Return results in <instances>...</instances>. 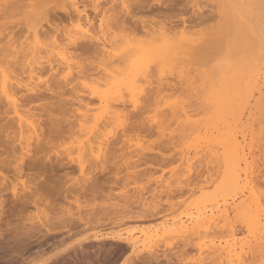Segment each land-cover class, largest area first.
I'll list each match as a JSON object with an SVG mask.
<instances>
[{
  "label": "rangeland",
  "instance_id": "1",
  "mask_svg": "<svg viewBox=\"0 0 264 264\" xmlns=\"http://www.w3.org/2000/svg\"><path fill=\"white\" fill-rule=\"evenodd\" d=\"M101 1L103 2L102 4H105V5L109 3L118 2L117 0H110V1L108 0H87V3L88 4H91L94 2L101 3ZM183 1L182 0H151L147 2V7L149 6L148 9H145L144 12H141V13L139 12L140 14H138V12L134 14V16L138 18L136 19V22H139L138 20H140V22L141 21L145 22L144 24L147 25L145 26L147 27V29L152 28L156 30V32L160 31L159 30L160 24L162 23L169 24V25L171 24V25H174L175 27L176 25H178L179 27H176V28L174 27L175 31L178 33L175 36H170V37H171L172 42L176 45L177 44L180 45V42H183V47L181 48L180 46V49L177 50V52H179L180 54L179 56H177L179 60L178 61L179 67L183 68L184 71H188L189 67H191L193 69V73H198L203 77V79H200L198 81L197 83L198 85L196 86H198L197 88H203L204 84L207 83L210 91L212 92V102L214 100H220V101L223 100L226 102L227 105H230L233 108H237L241 106V103H240L241 94L246 91L247 95H246V98L242 106L243 109L240 112V114L247 113L246 115H241L243 121H245L248 115V111H249L248 108L255 103L254 100L258 97V90L260 89V84L264 83V81L258 80V75H259L258 73L260 71V59H259L260 35H261V27L264 26V21H262L261 19V12L258 7L254 10H245V9H241L239 7H234V6L245 4V3H252V2L259 4L260 0H193L194 1L193 3L191 2V0L189 1L183 0ZM71 2L72 0H68V3H71ZM77 2H81L80 4L84 5V2H86V0H79V1L77 0ZM196 2L198 3L197 9L204 11L208 13L209 15L207 19L205 18L206 20L204 22L198 21L193 12L194 9L191 7V5L195 4ZM39 3H41V0H2L0 2V36L4 33L5 35L3 34L1 37H5V38L2 39L0 37V39H2V41L0 42L7 43L8 40L11 37L13 38L15 35L14 37L15 42H18V44H20L24 40L25 36L28 35L29 21L31 20L33 23L35 22V19L38 14V9H36L34 6ZM159 4H162V6L159 7ZM6 5H8L9 7H7ZM220 5H226L228 7L221 8ZM5 7L7 8L5 9ZM156 8H158V10H156ZM153 9L156 11H154ZM222 12H223V17H222ZM245 14H246V18L244 20H241V16H245ZM89 15L95 17L96 12L94 10L89 9ZM63 16H64V13L62 11H54L51 15V20L54 23H60L59 19L61 18L62 22L66 23L67 19H65L64 18L65 16L64 17ZM185 17H187V20H185ZM124 18L126 17H122V19ZM222 18L228 21L231 26V32L229 34L231 37V49H232L231 57L230 56L225 57L222 54V50H221L223 47L226 48L228 44L227 36L223 39V41L219 37V30L222 27L221 25ZM248 18L250 21L247 22ZM127 20L128 19H126V23H128ZM183 20L185 21V25L188 28H186V26H183L180 23ZM131 22H133L132 19H130V24ZM249 22L258 23L255 29V33L252 31H248L247 30L248 28L246 29L243 26L244 23L246 25L250 24ZM140 24L141 23H139V29L141 30ZM136 25L137 26L134 30L138 28V23ZM97 27H98V21H97ZM184 27H185V31L187 29H190L189 32L191 33L187 31L185 32L183 30ZM44 29H46L45 26H44ZM139 29L136 30L137 32L136 31L134 32L138 33L140 31ZM181 31H183V34L179 33ZM247 31L250 33V35L248 33L250 40L253 42L251 46L249 47H246L245 44L240 39V34L243 32L247 33ZM10 32L13 33V36H12V33ZM140 34L141 35L138 34V36L137 34H134V33L132 35L130 34V36H128L129 38L127 39L129 41V39H133L134 37V40H138V39L142 40L143 33H141L140 31ZM115 36L117 37V33L113 31L111 35L108 37V40H107V42H109L107 43L108 46L113 43L111 41L114 40ZM253 36H257V37L255 38ZM16 38L21 39V40H16ZM14 39H12V43H14L12 48H14L17 44L14 42ZM126 42L127 41L120 40L118 44L121 43V45H124ZM4 45L6 44H3V46ZM109 47L112 49V45H110ZM237 52H238V55H237ZM44 57H46V59L49 58V57L47 58V56H44ZM193 57H195V59L198 60L199 65H200L199 69H197L193 65L192 63ZM9 58L10 60L8 58L3 60V58L0 57V60H1L0 67L2 65L4 66L5 65L4 63L6 62L8 64H11L8 61H12L13 64L9 66L10 67L12 65L14 66H12L10 70L13 69L12 71L14 73L18 71L19 73V74L17 73L18 75L24 73L23 71H22L23 73L20 72L21 67L25 68L23 65H29V62H30L28 60H24L26 61L24 62L23 59L22 60L20 59V62H22L23 65L22 63H19L20 65H17L16 63H14V62H17L16 58L14 59L12 56ZM21 58H24V57L22 56ZM46 59L44 58V59L38 60V62L42 61L41 63L45 65L43 61H46ZM15 64L19 66L18 70ZM54 64H57V63H54ZM30 65L33 66L34 64L30 63ZM176 65H177V62H176ZM223 65H224V68H223ZM6 66L7 64L5 65V67ZM59 66L57 67V69L61 68L63 65H61V67ZM27 69L29 70V67ZM177 71H179V68L177 69ZM37 72L39 71L37 70ZM38 74L39 73H36L37 76ZM40 74H42V77L41 75L40 77L38 76L40 80L43 79L44 77H47L48 75L46 71L44 74L43 73H40ZM210 75L213 77L212 79H209ZM253 76H257L256 83L253 82V79H252ZM237 78H238V81L243 82L242 83L244 85L243 88L241 87V85L236 86L234 84ZM11 79L9 80L10 85H11ZM250 79L252 80L251 86H249L248 84ZM178 80H179V77L177 76L176 81ZM170 81L172 82V84L175 83L171 79ZM168 83H169L168 81H167V84L165 82V85H168ZM165 85H164V89L166 87ZM11 86H9V88ZM46 86H48V84H46ZM46 86L44 87L47 88ZM44 87L41 89L42 91ZM18 88L19 87L17 86L16 89ZM167 88L168 89L164 90L165 94H164V91L160 92L161 97H164V95H166L167 92H169L170 86L168 85ZM37 89L40 90V88H37ZM170 90H173V87ZM18 91H21V89L15 91L17 95L20 94V92L18 93ZM64 92H68V91L64 90ZM64 92L62 91L60 96L63 94L62 98L66 99L65 100L66 102L64 100L63 102H65L66 106H68V107L66 106L65 107L66 109L70 108V110H67L68 114L64 116L62 123L70 124L74 122L72 123L73 126H71L70 124V126L72 127L71 130H69L68 127H66L67 125L64 124L63 126L66 127L65 132L62 135L52 139V142L48 144V146H46L44 149H42L43 152H40L41 144L35 143V144H38V148L33 147L34 157L40 156L39 159L43 161V165L49 166V165H55L56 162H63L62 164L65 165L64 167L67 166L65 168V171H61V169L57 170L56 172L57 174H54V173L50 174L51 172H50V169L48 168L49 172L47 170L46 174L44 175V179L47 178V179L52 180L51 178H53L55 180V181L53 180L55 184H52L53 189H46L42 191L43 193L42 198L44 199V201L47 200V201L52 202V204L55 205V207H57L56 212L54 209L53 211L47 210L46 207H44L43 204L41 206V203H40L39 204L40 206L37 204V206L39 207V208L36 207L37 209L34 206L28 205L27 208L17 211L13 209V207H11V211H10L11 214L8 213V217L10 219H15L14 223L18 222L19 228H20L19 234L25 233L26 229H28L29 231H33L37 228H41V229L44 228V229H49L52 232H57L56 234L58 236V239L56 240V237H57L56 236L55 237L56 244L54 245V247L53 245H52V248L50 245L49 246L46 245L44 246L43 251L41 253H38L37 255L36 254L30 255L29 253H24V254L20 253L21 252L20 251L21 242L16 241L14 244V242L9 241V243H5V244H8L7 246H10L9 248H5V245L4 246L1 245L3 249L0 250V264H45V262L46 264H53L52 262L54 261L55 258L60 257V256H65V255H66L65 262H61V264L62 263L63 264H83L84 261L87 264H105L106 262H107L106 264H112V263L116 264L117 260L127 255L129 248L123 242L119 240L112 241V240L107 239V237L122 233L125 238L135 239L139 237V241L142 242L143 239H145L143 235L144 233L146 234V237L153 236L155 238L154 235H161L165 231L166 228L172 227L174 225H175L174 228H177V230L180 229L181 232H185L186 228L187 229L191 228L190 226L196 223L197 216L202 218L204 217V215H207L210 218L213 217V215H215L216 218L220 219V224L223 226L225 223L224 218L228 216V211L226 209L231 210L232 212V217L229 223L227 224L226 230L229 233H232L234 231L235 234L232 236L231 241H229L228 237L225 236L223 238L225 244L229 247H235V245L240 242L242 237L248 235L246 225H244L243 223H238V220H240V218L243 217L249 211V204L251 203L250 198L240 196V198L237 199L236 194L231 193V192L225 193L224 191L220 190L218 187V183H217V172H216L217 168L215 164L209 165L211 169L209 168L210 171L208 170L209 172L207 171V173H204L206 171V167L200 168V169L198 168L197 171H199L200 173L201 171H203L204 173L203 174L204 176H203L202 173L200 174L198 172L202 176L200 178V176L198 175L200 179L198 177H197L198 179H195L196 184L198 185L194 183L195 181L193 179H189L191 181L183 180V181L178 182L182 184L181 187H177L176 185L169 186L167 185L169 184L167 180H165L163 183H160L159 179L154 178V177H158L159 174L162 172L160 165L163 162V157L159 154L161 152H164L166 155L167 151L170 149L169 147L171 146L170 144L172 142L169 140V143L167 141V144L165 143V141H164V144L162 142L157 143V144H152L151 136L150 137L149 135L147 136L145 134L146 132H143L145 130L142 131V128L137 133L138 135L137 139H134L131 133H128L126 137V133L122 132L123 131L122 130V131H119L117 134H114L115 135L114 138L112 136L113 142L110 138L106 139V141L103 140V142L101 143H107L108 140H111L109 141L111 145L107 143L109 144L108 149H106L108 151L104 152L107 145L106 146L104 145L103 151L99 150L101 149V147L95 145L96 149H98L96 150L97 153L101 151L102 153L104 152L105 154H102L100 152L102 154L101 155L102 161L99 165V169H97V167L95 166L87 167V170L84 172L83 176H80L81 169H80L79 160H77L75 163H72L71 161L67 159L66 155L60 156V157L53 156L51 160H47L46 158L47 153L51 145H56L57 147L62 148L63 145L61 144V141L68 143V144H71L73 143V141H75L77 145L79 144L78 130L80 127L79 126L80 122L79 120L73 121L70 119L72 113L74 111L76 113H79V111L81 110L85 111L87 109H94V107H96V105L90 103V100H92V98H90L89 96L80 98L85 101L87 100L88 102L86 101L84 103V101L81 100V102L82 101L83 102L80 104L78 102L77 104L76 101H73L71 99H70L71 101H67L71 97L70 95H72V93L70 94L71 91H69V94L65 93V96H64ZM253 96L255 97V99H253L254 98ZM52 97H56V96H52ZM59 98L62 100L61 97ZM55 99L56 98H54L52 102H54ZM246 99L249 101H247ZM48 101L50 102L51 99H45V101H42V102L48 104L49 103ZM72 101L75 103H73ZM42 102L40 103L39 101V102H35L33 104L26 106L28 108H31L29 109V112L31 110V114L32 113L34 115L36 114L35 116L38 115L39 117L38 120L35 116H34L35 118L33 117L36 120V121L34 120L36 123L35 122L33 123H35L36 125H39V123L43 121L44 117H46V115L44 114H46L47 107H51L49 105L53 104L51 103V104H48L47 106H44ZM234 102L236 103L234 104ZM197 103L199 104L200 100H197ZM64 104L62 105L63 107H64ZM0 106H1L0 107V126L1 125L3 126L5 122H6V125L7 123L9 125V122L13 120L12 122L14 123L15 121V125L14 124L12 125L17 128L18 127L17 125L18 121H16L17 118L13 117L12 112L5 111L6 102L1 100ZM122 107L123 106H119V108H122ZM260 107H261V103L256 113H254L253 115V117L256 119L259 118ZM1 108H4L3 111ZM62 108L61 110H64ZM43 111L45 113H43ZM206 112L205 111L200 112L199 118L196 115H194V119L195 120L197 119L199 122L205 121L211 115L210 113L207 114ZM54 113H57V112H54ZM144 113L140 116L142 118L139 117L140 119L147 117L148 113L146 112ZM62 114L60 115L62 116ZM57 115L58 117H60V119H62L58 113ZM40 117L42 118L40 119ZM12 118H14L15 120ZM1 119H3L2 121L3 123L1 122ZM40 120L41 122H39ZM64 120H66L67 122ZM46 123L47 121L45 123L42 122L43 125ZM103 124L104 122L102 123V125ZM25 125H27V123H25ZM99 125L98 127H100ZM40 126L42 128L44 127V129L47 128L46 127L47 125L42 126L40 124ZM106 127L108 128L107 125ZM173 127H175V125H173ZM230 127L233 129H237L234 127V122H232V125L230 124ZM254 127L256 129V134H257L256 140L257 142H259L258 141L259 140V133H258L259 123L257 122L254 125ZM16 128L14 129L16 130ZM9 129H4L3 130L4 133L2 132V135H0V162L3 161L5 156L9 155V152L5 148V145L8 143L6 139L8 134L12 133L13 135L16 136L17 139H19V135H20L19 127L16 130V131H19V133L17 132L18 134L15 133L16 131L14 129H13L14 131H12L11 126ZM101 130L106 131L107 129L106 128H104V130L100 129V132H102ZM26 132L27 131H25V133ZM76 134L78 136H76ZM98 138H99V142L97 141ZM98 138L96 137L97 140L96 142L95 141L94 142L95 143L98 142L99 144L101 141L100 134L98 135ZM240 138L242 139L243 136H241ZM142 140L144 141L142 142ZM145 141H147V143ZM248 142H249V146H252V136L251 135H249L248 137ZM141 143H145V144H141ZM150 144L152 145V147L156 146L154 148L155 149L157 148V149L155 150L153 148L152 150V148H150L149 146ZM146 145H148L149 147ZM168 145L170 146L168 147ZM258 145L259 143H256L255 149H258L260 147V145L259 146ZM77 150L79 149L77 148ZM137 150L139 151L137 152ZM139 152L142 154H140ZM144 153L145 154L148 153V155L143 156ZM255 153H256L255 154L256 159L258 161L257 164L259 165L261 153L259 151ZM183 158L185 159V161L187 160V157L185 155ZM35 160L37 159L33 158L29 160L25 166V177L29 178L30 183H31L30 177L34 175L33 173H35V171L33 172L31 170L30 164ZM177 162H179V158L177 159ZM0 167L3 168L5 175L9 176L8 183L9 184L15 183V181L13 180V176L16 175L15 171L11 168L4 167L2 164H0ZM169 167H171V164H169ZM55 171L56 170H54V172ZM65 172H67L66 175L64 174ZM208 173L209 175H207ZM78 177H79V180L77 182ZM57 179H59V181ZM56 180L58 181V183L59 182L60 183L58 184ZM93 182H96V183H93ZM92 183L98 185V187L95 185L97 189H99L98 191L96 190V193L85 190V188H87V190L88 189L90 190V186H92L91 185ZM257 184H259V180H257ZM0 186L1 187L3 186L2 180H0ZM65 190L69 191V193L67 194L68 202L62 199L60 195L61 192ZM82 190L86 191V193H84V191ZM22 191H23V186L21 185V192ZM220 191H222L223 193ZM81 192H83L84 198L81 197L80 195ZM89 192L93 193V195L90 194ZM3 194H4L3 195L4 201L7 203L8 206H10L11 202L13 201V197L7 191L6 192L3 191ZM73 194L75 196L79 195L78 197H80V199H77V201L79 200V202H73L75 200L74 198L75 196ZM59 205L61 206V208L59 207ZM214 209H216L215 213L213 212ZM43 210L46 211L47 213L43 212ZM37 211L43 213V219H41L40 215H36L34 220L32 219L33 214ZM69 211L72 212L71 215L66 214ZM199 214L201 216H199ZM195 216H196V219H195ZM78 217L82 218V220L90 219V223L84 222L83 227H80L82 225L79 226V228L81 229L79 228H77L79 230L75 229L78 232H75L74 230L75 233L71 231L70 233H67L64 227H66V225L69 222H71V220L76 219ZM93 220H95V222ZM180 230L178 233H181ZM261 230L262 229L260 227V222L258 221L254 226L253 235L251 237L252 248L249 249L246 247L244 249L245 258L248 261L253 260L255 262L254 264H258V261L261 257V243H260ZM218 231L223 232L225 231V228L221 227L218 229ZM173 234H170L167 236H171L173 237V239H175L176 233H173ZM88 237H89L88 239L89 242L93 241L94 237H99L102 240L98 242L93 241L94 243L90 242L91 244H94L93 245L94 248L84 247L85 253L83 252L81 254H78L77 258L72 257V256H75L73 254H74V251L78 249V245H81V244L84 245L83 244L84 239L86 238L87 240ZM163 238L164 237H162L158 241L163 240ZM164 243L167 244L168 241L164 240ZM216 243L217 245H219L221 243L220 239H217ZM152 244H154V242L151 243L149 246H151ZM183 244L184 242H181L179 244V248L184 249V259L199 258L201 256L200 249L196 248L194 244H191V245H186V244L183 245ZM11 247H13L14 250ZM86 249H89V250L86 251ZM12 250L17 252V254L15 253L12 254ZM164 253H165V249L161 248L160 249V257H161L160 259L162 260L164 259L162 257L163 256L162 254ZM250 254H251V257L254 256L255 259L250 258ZM174 255L175 254L172 253L171 250H169V259L172 258ZM67 256L72 257L71 259H73L74 261L73 260L71 261V259ZM213 258L216 259L214 255L204 256V259L207 260L208 262H211V259ZM80 259L83 261H81ZM77 260L80 262H78ZM164 264H167L166 260L164 261Z\"/></svg>",
  "mask_w": 264,
  "mask_h": 264
},
{
  "label": "snow or ice",
  "instance_id": "2",
  "mask_svg": "<svg viewBox=\"0 0 264 264\" xmlns=\"http://www.w3.org/2000/svg\"><path fill=\"white\" fill-rule=\"evenodd\" d=\"M138 6V0H119L117 3L106 5L99 2L88 4L87 0L84 5L78 3L77 0H72V3H68V0H41V3L34 6L38 9L35 22L29 21L28 35L16 48L11 49L15 54L17 64L20 62L21 54L31 62V57L37 51H47L49 60L55 56L57 62H63V67L56 69V64H53L48 76L40 81L34 79L35 72L31 73L33 79H26L29 75L27 72L29 65L24 66L26 70L20 76L11 72L10 66L0 67V100L6 101L5 111L12 112L13 116L20 120L19 139L12 133L8 134L6 138L8 143L5 148L9 155L0 162L4 167L15 171L16 175L13 176L15 183H8L9 176L5 175L3 168L0 167V180L3 181L0 191L9 192L13 198H21L23 193L33 191V184H40L44 180L42 174L31 176V183L29 178L25 177V166L28 161L40 158V156L34 157L33 147L38 148V144L34 143L31 129L36 125L33 123L34 118L26 105L30 104V94L34 93L37 88L42 89L46 83L49 85V90L52 88H58L61 91L70 90L75 94L70 97L73 100L90 95L92 97L90 103L96 105L94 109L88 111L81 110L79 113L74 111L70 117L71 120L80 122L79 144L77 145L75 141L71 144L61 141L62 148L51 145L47 153V160H51L53 156L65 155L72 163L79 160L80 176L84 175L87 167L95 166L99 169L102 157L96 152L93 137L99 135L98 125L111 118V127L107 128L101 141L111 138L121 129L126 133V137L128 133H131L133 138L137 139V133L143 127L147 129L145 134H150L152 144L169 140L172 142L166 155L164 152L159 154L163 157V162L160 165L162 172L154 178L159 179L160 183L167 180L169 186L181 187L182 184L178 182L197 179L199 175L197 161L203 159L201 153L205 151V148L197 139L195 142L197 155L193 157V139L187 132V127L192 122L191 116L196 115L199 118V113L212 103V92L207 83L203 88L196 87L198 81L203 77L198 73H193L191 67L185 73L179 65L163 63L150 54H134L136 50L147 53L142 42L135 44L130 41L113 55L112 49L107 44L108 37L113 31L117 33L116 42L126 36L127 26L121 29L120 20L122 17L133 15L134 9ZM197 6L196 4L191 5L193 9ZM220 7L228 6L220 5ZM234 7L245 10H254L258 7L261 19L264 21V0H260L259 4L252 2ZM89 9L96 12L95 17L89 15ZM54 11L67 13L68 21L63 24L52 22L51 15ZM86 15H88L87 21L84 19ZM245 18L246 14L241 16V20ZM221 25L220 39L223 41L226 36L228 37V44L226 48H222V54L228 57L231 55V37L229 35L231 26L223 18ZM41 26L46 28L43 33L40 31ZM33 28H35V35H33ZM240 39L246 47L253 43L246 32L240 34ZM101 44L104 45L103 50L100 48ZM259 59L258 79L264 81V26L261 27ZM192 63L199 69L200 65L195 57H193ZM178 68L179 71H177ZM177 76L179 77L178 81H176ZM10 77L12 78V89L9 88ZM212 78L210 75L209 79ZM169 79L175 82L169 85L173 87V91L169 92L166 97H161L160 92L163 91L165 82ZM248 84L252 85L251 79ZM17 86L21 89L19 95L15 92ZM241 87L243 88L244 85L241 84ZM260 93L261 107L258 121L253 116H249L248 121L241 119L237 123L238 125L242 124L243 127L238 126L234 133L220 138L224 141L225 147L222 163L224 177L223 179L217 177V179L221 180V185L226 191L236 194L237 199L240 196L250 198L249 211L238 220V223L246 225L248 235L242 237L235 247L225 244L223 238L227 236L231 241L235 234L234 231L229 233L226 230L232 217L231 210L226 209L228 216L224 218L223 226L215 215L211 218L205 215L203 218H197V222L191 226L190 231L176 233L175 239L166 235L163 240L151 246L147 244L141 246L137 241L128 240L130 248L127 255L117 260L116 264H164L165 260L167 264H209L204 259V256L207 255L216 257L212 264H249L245 258L244 249L252 248L251 237L258 221L262 229L260 233L261 257L258 264H264V83L260 84ZM245 98L246 91L241 94V106H243ZM197 100H200L199 104ZM121 105L122 109L119 108ZM193 109L196 111L194 112ZM144 112L148 113L147 117L140 119L139 117ZM246 114H240L233 109L231 114L221 119H226L227 124L230 125L235 121L237 115ZM257 122L259 123L260 147L255 149L257 140L254 125ZM25 123L28 125L27 145L25 143ZM58 131L54 119L53 139ZM249 135L252 136L251 147L248 142ZM241 136L243 139H240ZM35 139L38 140L39 137L37 136ZM90 144L92 145L91 154L88 151ZM186 149L188 151L185 161L183 157ZM101 150L103 151L102 143ZM256 151L261 153L259 165L255 156ZM178 158L179 162H177ZM257 167H259V172H257ZM78 180L79 177L77 182ZM257 180H259V184H257ZM21 185H23V193ZM39 199L37 197V204ZM215 211L216 209L213 210L214 213ZM66 214L71 215L72 212L69 211ZM36 215H40L43 219V213L37 211L33 214V220ZM221 227H224L225 231H218ZM107 238L125 240L122 233ZM217 239L221 241L219 245L216 243ZM164 240H167L168 243L165 244ZM181 242L186 245L194 244L196 248L200 249L201 256L184 259V249L179 248ZM161 248L165 249L163 260L160 259ZM169 250L175 254L170 259Z\"/></svg>",
  "mask_w": 264,
  "mask_h": 264
},
{
  "label": "bare ground",
  "instance_id": "3",
  "mask_svg": "<svg viewBox=\"0 0 264 264\" xmlns=\"http://www.w3.org/2000/svg\"><path fill=\"white\" fill-rule=\"evenodd\" d=\"M2 0H0V2H1ZM79 1V0H78ZM108 1H110V0H108ZM118 2H119V0H117ZM149 1H151V0H149ZM148 0H138V4H139V6L138 7H136L135 9H134V14L135 13H137L138 12V14H140L141 12H144L145 11V9H148L149 8V6L147 7V2H149ZM183 1V0H182ZM187 1V0H186ZM189 1V0H188ZM82 2V1H81ZM81 2H78V3H81ZM184 2V1H183ZM191 2L193 3L194 1L193 0H191ZM10 3V2H9ZM72 3V2H71ZM83 3V2H82ZM103 2L101 1V4H102ZM107 3H109V2H107ZM180 3V2H179ZM84 4H85V2H84ZM149 4V3H148ZM196 5H198V3L196 2L195 3ZM9 5V4H8ZM8 5H6L7 7H9ZM11 5V4H10ZM162 6V4H159V7H161ZM7 7H5V9L7 8ZM147 7V8H146ZM12 8V7H11ZM154 10V9H153ZM156 10H158V8H156ZM156 10H154V11H156ZM260 10V9H259ZM6 11V10H5ZM140 12V13H139ZM151 12H153V11H151ZM194 14H195V16H196V19L198 20V21H200V22H204L208 17H209V15H208V13H206V12H204V11H201V10H199V9H197V7L196 8H194ZM64 13V18L65 19H67V21H68V16H67V13H65V12H63ZM2 14V13H1ZM134 14L133 15H131L130 17H126V18H124V19H122V20H120V27H121V29H124V27L125 26H127V32L128 33H126L127 35L125 36V37H123V38H121V41L122 40H124V41H127L124 45H121V43L120 44H118L119 42H116V40H117V37L115 36L114 37V40L113 41H111V40H109V41H111V42H113L112 44H110V45H112V52H113V55H115L116 54V52H118L119 51V49H121V48H123L125 45H127L130 41L131 42H133V43H135V44H139V43H143V45L145 46V49L147 50V53H144V52H140L139 50H136L135 52H134V54H141V55H144V54H150L151 56H153L155 59H158V60H160L161 62H163V63H166V64H176V62H177V65H178V58H177V56H179L180 54H179V52H177V50L178 49H180V46H181V48L183 47V42H180V45L179 44H174L173 42H172V40H171V37L170 36H175L178 32H176L175 31V28L176 27H179L178 25H176V27L174 26V25H169V24H165V23H162V24H160V28H159V30L160 31H158V32H156V30H154V29H152V28H149V29H147V27H145V26H147V25H145L144 23L145 22H140V20H138L139 22H136V19H138V18H136L135 16H134ZM88 15H86L85 17H84V19H85V21H87V19H88V17H87ZM206 18V19H205ZM126 19H128L127 21H128V23H126ZM130 19H132L133 20V22H131V24L132 25H134V26H132L131 24H130ZM64 20V19H63ZM59 21H60V23L61 24H63V22H62V19L60 18L59 19ZM248 21H250L249 20V18H248V20H247V22ZM138 23V28L137 29H139V23H141L140 25H141V33H143V39L142 40H134V37H133V39H129V41H128V39L127 38H129L128 36H130V34L132 35L133 33L134 34H137V36H138V34L139 35H141L140 34V31L138 32V33H136L137 31V29L136 30H134L135 28H136V24ZM183 26H186L185 25V21L183 20V21H181L180 22ZM179 23V24H180ZM250 23V22H249ZM254 23H256V22H253V23H250V24H248V25H246L245 23L243 24V26L248 30V31H252V32H254L255 33V29H256V27H257V25H258V23H256V24H254ZM252 25H254V26H252ZM159 26V25H158ZM133 27V28H132ZM175 27V28H174ZM156 28H158V27H156ZM186 28H188L187 26H186ZM179 29V28H178ZM131 30V31H130ZM132 30H133V32H132ZM184 31H185V27H184V29H183ZM189 30L190 29H187L186 31L187 32H189ZM40 31H41V33H43V32H45L46 31V29H44V26H41V28H40ZM134 31H136V32H134ZM185 31V32H186ZM247 31V34L249 33ZM9 32V31H8ZM131 32V33H130ZM10 33H12V32H10ZM179 33H181V34H183V31H181V32H179ZM189 33H191V32H189ZM4 34V33H3ZM2 34V35H3ZM1 35V36H2ZM5 35V34H4ZM33 35H35V28H33ZM249 35H250V33H249ZM0 36V37H1ZM12 36H13V33H12ZM134 36V35H133ZM14 37H15V35H14ZM14 37L12 38H10L9 40H8V42L6 43H4V42H0V57L1 58H3V60L4 59H9L10 60V58L9 57H13L14 59H15V54L14 53H12V51H11V49H12V46H13V44L14 43H12V39H14ZM17 37V36H16ZM26 37V36H25ZM252 37V36H251ZM253 37H257V36H253ZM2 39L3 38H5V37H1ZM132 38V37H131ZM142 38V37H141ZM254 38V39H255ZM2 39H0V41H2ZM16 40H21V39H18V38H16ZM11 42V43H10ZM14 42H15V39H14ZM6 44V45H4L3 46V44ZM15 43H17L16 44V46L17 45H19L18 44V42H15ZM107 43H109V42H107ZM9 45H11V47H9ZM109 45V46H110ZM15 46V47H16ZM14 47V48H15ZM100 48H101V50H103V48H104V45L103 44H101L100 45ZM115 48V49H114ZM224 48V47H223ZM222 50V49H221ZM232 50V49H231ZM254 52V51H253ZM41 53H43V54H41ZM46 55H45V54ZM192 54V53H191ZM197 54V53H196ZM195 54V55H196ZM237 55H238V52H237ZM23 56V54H21V57ZM43 56V57H42ZM44 56H47V58L49 57V53L47 52V51H44V52H39V51H37L35 54H34V56H32L31 57V62H29V70H28V73H29V77L30 76H32L31 75V73H33V72H35V73H39L38 74V76L40 77V75H41V77H42V74H40V73H45V71H46V73H48L49 72V70H52V68H53V64L54 63H57L56 64V69H57V67L59 66V67H61V65H63V62H57V57H55V56H53V58L51 59V60H49V58L48 59H46V57H44ZM234 56V55H233ZM24 57V56H23ZM230 57H231V55H230ZM38 58V59H37ZM40 58V59H39ZM46 59V61H43L44 63H45V65H43V63H41V62H38V60H41V59ZM232 58H234V57H232ZM21 60L23 59V61L24 60H28L29 61V59H27V58H20ZM237 59V58H236ZM11 60H13V59H11ZM218 60V59H217ZM238 60V59H237ZM209 61V60H208ZM0 62H1V60H0ZM8 62H10L11 64H13V62L12 61H8ZM24 62H26V61H24ZM221 62V61H220ZM238 62V61H237ZM14 63H16L17 64V62H14ZM19 63H22V62H19ZM30 63L31 64H34L33 66L32 65H30ZM208 63V62H207ZM3 64V63H2ZM5 65L7 64V66H9V65H11V64H8L7 62L6 63H4ZM15 64V65H16ZM24 64H26V63H24ZM219 64V63H218ZM1 65V64H0ZM5 65L3 66H1V67H5ZM17 65H20V64H17ZM16 65V67H17V70L19 69V66H17ZM22 65H23V63H22ZM21 65V66H22ZM222 65V64H221ZM224 65H226V64H224ZM224 65H223V68H224ZM12 66H14V65H12ZM11 66V67H12ZM23 66H25V65H23ZM32 66V67H31ZM220 66V65H219ZM11 67H9V70H10V68ZM36 67V68H35ZM63 67V66H62ZM222 67V66H221ZM23 67H21V69H22ZM20 69V72H25L24 70H25V68H23L22 70ZM58 69H60V68H58ZM13 69H11L10 71H12ZM15 70V69H14ZM37 70L39 71V72H37ZM192 71H193V69H192ZM194 71H195V69H194ZM217 71V70H216ZM13 72V71H12ZM16 72V71H15ZM22 72V73H23ZM185 73H187L188 71H184ZM18 73V71L15 73V74H17ZM248 73V72H247ZM19 74V73H18ZM17 74V75H18ZM213 74V73H212ZM215 74V73H214ZM259 74V73H258ZM21 75V74H20ZM20 75H18V76H20ZM46 75V74H45ZM254 75V74H253ZM256 75V74H255ZM26 77V79H29V77ZM37 75L34 77V79H36V81H39L40 80V78L38 77ZM48 76V75H47ZM259 76V75H258ZM38 78H39V80H38ZM10 79H11V77H10ZM30 79H32V77H30ZM252 79H253V82H257V76H253L252 77ZM259 80V79H258ZM252 81V80H251ZM169 83H168V85H170V84H172V82L170 81V79H169V81H168ZM243 82H241V81H238V78L235 80V85L236 86H240L241 84H242ZM47 84V83H46ZM46 84L44 85V86H46ZM166 84H167V81H166ZM174 84V83H173ZM220 84V83H219ZM233 84V85H234ZM12 85V84H11ZM10 85V82H9V86H11ZM168 85H165L166 87H165V89L163 88V91L164 90H166V89H168L167 87H168ZM198 85V84H197ZM225 85V84H224ZM259 85V84H258ZM257 85V86H258ZM12 87L13 86H11L10 88L12 89ZM47 88H45L44 87V89H43V91L41 90V88H40V90H36L34 93H31L30 94V96H29V100H30V104H33V103H35V102H39L40 101V103L42 102V101H45V99H51V101L48 103V104H51V103H55L54 105L53 104H51V105H49V106H51V107H47V111H46V114H44V115H46V117H44L43 115V117H44V119H43V123H45L46 121H47V123L46 124H42V122H41V120L39 121V122H41V123H39V125H36L35 123V121L33 120V122H35L34 124L36 125V127L38 128H36V127H33L32 129H31V132H32V135L34 136V137H39V139L38 140H34V143H39V144H41L40 146V152H43V150L42 149H44L46 146H48V144H50L51 142H52V139H53V136H52V129H53V120L55 119V121H56V127L59 129V131H58V133L56 134V136H55V138L56 137H58V136H60V135H62L64 132H65V129H66V127H68V129L69 130H71V126H73V124L72 123H74V122H72V123H70L71 124V126H70V124H65V125H67L66 127L65 126H63L64 124L62 123L63 122V119H64V116L66 115V114H68L67 112V110H70V108L69 109H66V107H68V106H66V99L65 98H62L63 96V94L60 96V94L62 93V91L60 90V89H58V88H52V89H50L49 90V85L48 86H46ZM196 87H198V86H196ZM259 87V86H258ZM17 88V87H16ZM15 88V89H16ZM172 87H170L169 88V92L170 91H173V90H170ZM53 89H55V90H53ZM17 90H20V88H18V89H16L15 91H17ZM65 91H68V92H64V96H65V93H68L69 94V91L70 90H67V89H65ZM257 91V90H256ZM255 91V92H256ZM20 91H18V93H19ZM162 92V91H161ZM169 92H167V94L169 93ZM232 92V91H231ZM249 93V92H248ZM70 94H71V92H70ZM162 94V93H161ZM164 94H165V91H164ZM167 94L166 95H164V97L165 96H167ZM219 94V93H218ZM214 95H215V93H214ZM247 95V94H246ZM52 96H56V97H52ZM71 97L73 96V93H72V95H70ZM232 96V95H231ZM230 96V97H231ZM50 97H52V98H50ZM59 97H61L62 98V100L59 98ZM85 97V96H84ZM89 97L90 98H92L90 95H89ZM88 97V98H89ZM225 97V96H224ZM254 97V96H253ZM54 98H56L55 100H54V102H52L53 101V99ZM80 98H82V97H80ZM75 99V100H73V99H71V98H67L68 100L67 101H71V100H73V101H76V103L78 104V102H79V104L80 103H82L83 101H84V103L87 101H85V100H83V99ZM71 99V100H70ZM220 99V98H219ZM248 99V98H247ZM246 99V100H247ZM253 99H255V97L253 98ZM63 100L65 101V102H63ZM81 100H83L82 102H81ZM90 100V99H89ZM1 101V100H0ZM47 101V100H46ZM72 101V102H73ZM91 101V100H90ZM247 101H249V100H247ZM255 101V103L252 105V106H250L248 109H249V111H248V115H247V117H246V119H245V121H248L249 120V116H253L254 115V113H256V111H257V109L259 108V106H260V103H261V93H260V89L258 90V97L254 100ZM6 102V101H5ZM88 102V101H87ZM199 102V101H198ZM64 104V107L62 106L63 104ZM73 103H75V102H73ZM236 102H234V104H235ZM2 104V103H1ZM29 104V105H30ZM42 104H44V106H47L48 104H46V103H43L42 102ZM41 104V105H42ZM56 104H58V105H56ZM89 104V103H88ZM250 104H252V103H250ZM27 106V105H26ZM80 106H82V105H80ZM122 106V105H121ZM234 106V105H233ZM1 107V106H0ZM63 107V108H62ZM208 107L209 108H205L206 110H204L207 114H211L210 115V117H208L205 121H198L197 119L195 120L194 119V115L193 116H191L190 117V119H191V124L187 127V132L188 133H190L191 134V136H192V139H193V146H192V154H193V157H195L197 154H196V140L197 139H199V141H200V144H202L203 146H204V148H205V151L203 152V153H201V156L203 157V159H201V160H199V161H197V170H198V168L200 169V168H204V167H206V171L204 172V173H207V171L209 170V165L211 164H215V166H216V168H217V177H220L221 179H223V177H224V172H223V169H222V163H223V161H224V153H225V147H224V141H222L220 138L221 137H225L227 134H229V133H234L237 129H233V128H231L230 127V125H228L227 124V122H226V119L225 120H222L221 118L222 117H227V115H229V114H231V112L233 111V109H235V110H237L238 111V113H240L241 111H242V109H243V107L242 106H239V107H237V108H233L232 106H230V105H227L226 104V102L225 101H220V100H214L212 103H210L209 105H208ZM236 107V106H235ZM61 108L62 109H64V110H61ZM80 108V107H79ZM95 108V107H94ZM123 108V107H122ZM122 108H120V109H122ZM2 109V111H3V109L4 108H1ZM29 109H31V108H29ZM209 109V110H208ZM33 110V109H32ZM65 110H66V112H65ZM88 110H90V109H87V110H85V111H88ZM194 110V109H193ZM52 111H53V113H52ZM63 111H64V113H63ZM194 111H196V110H194ZM204 111H202V112H204ZM54 112H57L58 114H59V116H61L60 114H62V116H61V118L62 119H60V117H58V115H57V113H54ZM60 112V113H59ZM72 112H73V110H72ZM6 113V112H5ZM30 114H31V110H30V112H29ZM43 113H45L44 111H43ZM147 113V112H146ZM33 114V113H32ZM31 114V115H32ZM56 114V115H55ZM145 114V113H144ZM36 115V114H35ZM34 114L32 115L33 117L35 116ZM257 115V114H256ZM255 115V116H256ZM259 115V114H258ZM145 116V115H144ZM143 116V117H144ZM14 117V116H13ZM36 118H37V120L39 119V117H38V115L37 116H35ZM34 117V118H35ZM48 117V118H47ZM146 117V116H145ZM4 118V117H3ZM17 118V117H16ZM42 117H40V119H41ZM140 118H142V117H140ZM171 118V117H170ZM12 119H14V118H12ZM12 119H10V120H12ZM48 119V120H47ZM144 119V118H143ZM242 119V116L241 115H237L236 116V118H235V121H233L234 122V127L235 128H238V126L239 127H243V125L242 124H239L238 125V121H240ZM15 120V119H14ZM195 120V121H194ZM243 120V119H242ZM258 120V119H257ZM3 121V119H1V122ZM5 121V120H4ZM13 121V120H12ZM12 121H10L9 122V125H8V123H7V125H6V122H5V124L2 126H0V132H1V134L0 135H2V132H3V130L4 129H9L10 128V126H11V129L14 127V128H16L15 126H13L12 124H14L15 125V121H14V123L12 122ZM16 121H18V123H17V125H18V127H19V130H20V120L17 118V120ZM64 121H66V120H64ZM12 122V123H11ZM67 122V121H66ZM3 123V122H2ZM11 123V124H10ZM40 124L42 125V126H46L45 128L46 129H44V127L42 128L41 126H40ZM104 124H106L108 127H110L111 126V124H112V121H111V118H109V120H107L106 122H104ZM102 125V123L99 125L100 127H98V128H100V129H103L104 130V128H106L107 129V127H106V125ZM69 125V126H68ZM231 125H232V123H231ZM5 126H7V127H5ZM75 126V125H74ZM78 126V125H77ZM80 126V125H79ZM18 127L16 128V130L18 129ZM26 127V128H25ZM103 127V128H102ZM183 127V126H182ZM2 128H4V129H2ZM13 128V129H14ZM24 128H25V131H27L25 134V136H26V138L28 137V125H24ZM142 128V131L143 130H145V131H143V132H147V130L146 129H144L143 127H141ZM12 129V131H14ZM36 129H37V131H36ZM10 130V129H9ZM15 130V131H16ZM123 129H121L120 131H122ZM38 131H40V132H38ZM102 131V130H101ZM19 133V131H16L15 133ZM39 134H38V133ZM75 132V131H74ZM103 132H106L105 130L104 131H102V132H99V134H100V138L103 136V134H105V133H103ZM122 132H124V130L122 131ZM4 133V132H3ZM17 133V134H18ZM38 135H37V134ZM77 133V132H76ZM103 133V134H102ZM259 133V132H258ZM72 134H74V133H72ZM257 135V134H256ZM18 136V135H17ZM32 136V137H33ZM76 136H78L77 134H76ZM114 136L115 135H113V138H114ZM146 136V135H145ZM148 136V135H147ZM5 137H6V135H5ZM33 137V138H34ZM79 137V136H78ZM96 137L98 138V136H95V139H94V137H93V143L96 145V146H99V147H101V145H100V143L101 142H103V141H100V143L98 144V142H99V138H98V140L96 139ZM149 137H150V134H149ZM113 138L111 137L110 139L112 140V142H113ZM35 139V138H34ZM79 139V138H78ZM241 139V138H240ZM243 139V138H242ZM258 139V138H257ZM27 140H28V138L25 140V143H26V145H27ZM96 140L98 141L97 143H95L96 142ZM101 140V139H100ZM105 141H106V139H104ZM111 140H108L107 141V143H109V141H111ZM95 141V142H94ZM104 141V142H105ZM144 140H142V142H143ZM259 141V140H258ZM146 143H147V141H145ZM107 143H102L103 144V146L102 147H104V145L106 146L107 145V147L105 148V150H104V152L105 151H108V150H106V149H108V145L110 144H107ZM163 144H164V142H162ZM165 143L167 144V141H165ZM168 143H169V141H168ZM257 143H259V142H257ZM98 144V145H97ZM141 144H145V143H141ZM162 144V145H163ZM111 145V144H110ZM161 145V144H160ZM171 145V144H170ZM170 145H168V147L170 146ZM90 146V148L88 149V151H89V154H90V152L92 151V148H91V144L89 145ZM142 146V145H141ZM146 146H148V145H146ZM150 146V148H152V150H153V148L154 147H156V146H154V147H152V145L150 144L149 145ZM148 146V147H149ZM259 146V145H258ZM110 147V146H109ZM145 147V146H144ZM171 147V146H170ZM169 147V148H170ZM251 147V146H250ZM159 148V147H158ZM256 148V147H255ZM155 149V148H154ZM157 149V148H156ZM155 149V150H156ZM166 149V148H165ZM96 150H98V149H96ZM99 150H101V149H99ZM146 150H147V148H146ZM159 150V149H158ZM162 150V149H161ZM160 150V151H161ZM164 150V149H163ZM102 151V150H101ZM101 151H99V153L101 152ZM139 150H137V152H138ZM187 149H186V151H185V156L187 157ZM102 153V154H105V153ZM149 152V151H148ZM152 152V151H151ZM257 152V151H256ZM98 153V154H99ZM100 153V155H102ZM107 153V152H106ZM140 153V152H139ZM146 153V152H145ZM144 153V154H145ZM153 153V152H152ZM140 154H142V153H140ZM143 154V156H146V155H148V153L147 154H145L144 155ZM256 154V153H255ZM185 160V159H184ZM257 160V159H256ZM258 162V161H257ZM63 162H56V164L55 165H49V166H45V165H43V161L42 160H40V159H37V160H35V161H33L31 164H30V168H31V170L34 172L35 171V173H33L34 175H39V174H42L43 176L46 174V172H47V170H48V168L50 169V174H52V173H54V174H57L56 172H57V170H59V169H61V171H65V168L67 167H64L65 165H63L62 164ZM44 166V167H43ZM211 169V168H210ZM54 170H56L55 172H54ZM67 170V169H66ZM210 171V170H209ZM208 171V172H209ZM48 172H49V170H48ZM68 172V171H67ZM67 172H65L64 174L66 175V173ZM199 172V171H198ZM257 172H259V167H257ZM59 173V172H58ZM200 173V172H199ZM201 173H202V175L204 174L203 173V171H201ZM200 173V174H201ZM199 174V176H200V178L202 177L201 175ZM207 175H209V173L207 174ZM204 176V175H203ZM206 176V175H205ZM57 177H59V176H57ZM62 178V177H61ZM199 178V177H198ZM197 178V179H198ZM199 178V179H200ZM52 180H50V179H44L43 180V182L42 183H40V184H33V191H31V192H28V193H23V191H22V193H23V195H22V197L21 198H13V201L11 202V204H10V206H8L7 205V203L4 201V197H3V195L5 194H3V191H0V250H2L3 248H2V246L1 245H5V248H9L10 246H7L8 244H5V243H9V241H11V242H14V244H15V242L16 241H19V242H21V252L20 253H29L30 255L31 254H38V253H41L42 251H43V248H44V246H46V245H50L51 246V248H52V245H53V247H54V245L56 244L55 242H56V240L58 239V236H57V232H52V231H50L49 229H41V228H37V229H35V230H33V231H29L28 229H26L25 230V233H23V234H19V231H20V228H19V224H18V222L17 223H14V221H15V219H10L9 217H8V213H10L11 214V207H13V209H15V210H17V211H20V210H22V209H24V208H27L28 207V205L30 206H34L35 208L36 207H38L37 206V197H39L40 199H39V203H38V205L41 203V206H42V204H43V206L44 207H46V209L47 210H52L53 211V209L55 210V212H56V208L57 207H55V205H53L52 204V202H50V201H44V199L42 198V196H43V193H42V191L43 190H46V189H53V185L52 184H55V180L53 179V178H51ZM54 180V181H53ZM58 181H59V179H57ZM56 180V182L58 183V181ZM194 181H192V182H194L195 184H196V180L195 179H193ZM62 181V180H61ZM187 181V180H186ZM185 181V182H186ZM189 181H191V180H189ZM188 181V182H189ZM202 181V180H201ZM200 181V182H201ZM63 182V181H62ZM187 182V183H188ZM60 183V182H59ZM58 183V184H59ZM93 183H96V182H93ZM91 184L92 186H90V190L88 189L87 190V188H85V190L86 191H90V192H94V193H96V190L98 191L99 189H97V187H98V185H96V184ZM204 183V182H203ZM217 183H218V187H219V189L220 190H222V191H224L225 193L226 192H228V191H226L225 190V188L221 185V180H218L217 179ZM193 184V183H192ZM194 184V185H195ZM215 184V183H214ZM97 187H96V186ZM167 185H169V184H167ZM196 185H198V184H196ZM213 185V184H212ZM23 186V185H22ZM1 187V186H0ZM82 191H84V190H82ZM86 191H84V193H86ZM216 191V190H215ZM222 191H220V192H222ZM4 192H6V191H4ZM89 192V193H90ZM69 193V191H62L61 192V197H62V199H64L65 201H67L68 199V194ZM71 193V192H70ZM223 193V192H222ZM72 194V193H71ZM70 194V195H71ZM90 194H92L93 195V193H90ZM217 194H219V193H217ZM74 195V194H73ZM81 197H83L84 198V195H83V192H81ZM83 195V196H82ZM86 195V194H85ZM75 196V195H74ZM79 196V195H78ZM77 195L74 197L75 198V200L73 201V202H79V200L77 201V199H80V197H78ZM64 200H62V201H64ZM68 202V201H67ZM69 202H71V201H69ZM65 203V202H64ZM67 204V203H66ZM69 204V203H68ZM76 204V203H75ZM40 206V205H39ZM65 206V205H64ZM59 207L61 208V206L59 205ZM39 208V207H38ZM64 208V207H63ZM37 209V208H36ZM59 210V209H58ZM62 210V209H61ZM48 211V212H49ZM43 212H46V211H44L43 210ZM205 212V211H204ZM47 213V212H46ZM52 213H54V212H52ZM144 213V212H143ZM149 214V213H148ZM145 216H147V215H145ZM199 216H201L200 214H199ZM205 216V215H204ZM143 217V216H142ZM91 218V217H90ZM197 218H201V217H198L197 216ZM203 218V217H202ZM77 219V220H76ZM76 219H73V220H71V222H69L67 225H66V227H64L65 229H66V231H67V233H70V231L71 232H74V230L75 229H77V228H79V226L80 225H82V226H80V227H83L84 225V222H88V223H90V219L89 220H82V218H76ZM92 219H93V217H92ZM144 219H145V217H144ZM195 219H196V216H195ZM97 220H99V219H97ZM92 221V220H91ZM94 222H95V220H93ZM197 222V221H196ZM87 224V223H86ZM175 226V225H174ZM174 226H172V227H169V228H166L165 229V231L161 234V235H154L155 236V238L153 237V236H147L146 237V234L144 233L143 235H144V237H145V239H143V241L142 242H140L139 241V237L138 238H135V239H129V238H125V240L124 241H121V242H123L128 248H130V245H129V243L127 242L128 240H132V241H137L138 243H139V245H141V246H144L145 244H147V245H150L151 243H155V242H157L159 239H161L162 237H165L166 235H170V234H173V233H178L179 232V230H177V228H174ZM180 227V226H179ZM191 227V226H190ZM39 229V230H38ZM79 229H81V228H79ZM79 229H77V230H79ZM190 229L191 228H186V230H185V232H188V231H190ZM73 230V231H72ZM183 230V229H182ZM81 231V230H80ZM75 232H78V231H76L75 230ZM74 232V233H75ZM180 232H181V230H180ZM59 233V232H58ZM130 234V233H129ZM7 235V236H6ZM142 235V234H141ZM4 236H6V237H8V238H6V237H4ZM57 236V237H56ZM173 236H174V234H173ZM55 237H56V240H55ZM91 238V237H90ZM93 238V237H92ZM88 239H89V237L87 238V240H86V238L84 239V242H83V244L84 245H78V249L77 250H75L74 251V254L73 255H75V256H72V257H75V258H77L78 257V254H81V253H83L84 251H85V249H84V247H86V248H92L93 247V245L94 244H91L90 242H92V243H94L93 241H100V240H102V239H100L99 237H94L93 238V241H88ZM108 239V238H107ZM141 239V238H140ZM92 240V239H91ZM109 240H111V239H109ZM50 241H52V242H50ZM112 241H116V240H112ZM59 242V241H58ZM96 242V243H97ZM2 243V244H1ZM82 243V242H81ZM120 243V242H119ZM98 244V243H97ZM185 244V243H184ZM183 244V245H184ZM124 245V246H125ZM7 246V247H6ZM12 246H14V245H12ZM126 247V248H127ZM13 250H14V248L13 247H11ZM94 248V247H93ZM124 248V247H123ZM113 249V248H112ZM12 250V254L13 253H15V254H17V252H15V251H13ZM87 250H89V249H86V251ZM92 250V249H91ZM95 250V249H94ZM98 250H100V249H98ZM104 250V249H103ZM108 250H110V249H108ZM107 250V251H108ZM95 252V251H94ZM110 252V251H109ZM112 252H113V250H112ZM85 253V252H84ZM115 253V252H114ZM28 254V255H29ZM19 255V254H18ZM27 255V256H28ZM84 255V254H83ZM163 256V258H164V254H162ZM105 256V255H104ZM107 256V255H106ZM67 257H69V256H67ZM72 257H69L70 259L72 258ZM114 257V256H113ZM88 258V257H87ZM109 258V257H108ZM107 258V259H108ZM161 258V257H160ZM250 258H252V259H255V257L253 256V257H251V254H250ZM65 259H66V255L65 256H60V257H57V258H55L54 259V261L52 262L53 264H61V262H65ZM69 259V260H70ZM249 259V258H248ZM12 260V259H11ZM68 260V259H67ZM73 259H71V261H72ZM79 260V259H78ZM77 260V261H78ZM81 260V259H80ZM86 260V259H85ZM112 260V259H111ZM214 260V258L213 259H211V262H209V264H212V261ZM10 261V260H9ZM74 261V260H73ZM76 261V260H75ZM81 261H83V260H81ZM78 262H80V261H78ZM14 263V262H13ZM74 263V262H73ZM84 263H86L85 261L83 262V264ZM107 263V262H106ZM105 263V264H106ZM255 262L252 260V261H249V264H254ZM63 264V263H62ZM87 264V263H86ZM113 264V263H112Z\"/></svg>",
  "mask_w": 264,
  "mask_h": 264
}]
</instances>
